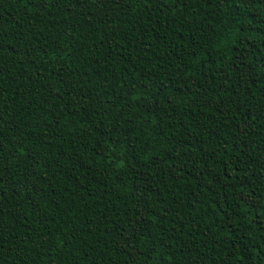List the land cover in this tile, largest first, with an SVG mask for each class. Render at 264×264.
<instances>
[{"label": "trees", "instance_id": "1", "mask_svg": "<svg viewBox=\"0 0 264 264\" xmlns=\"http://www.w3.org/2000/svg\"><path fill=\"white\" fill-rule=\"evenodd\" d=\"M0 264H264V0H0Z\"/></svg>", "mask_w": 264, "mask_h": 264}]
</instances>
